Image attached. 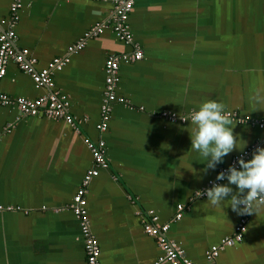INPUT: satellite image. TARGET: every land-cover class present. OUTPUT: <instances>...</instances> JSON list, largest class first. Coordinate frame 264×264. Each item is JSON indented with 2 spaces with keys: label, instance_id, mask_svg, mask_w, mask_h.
I'll return each instance as SVG.
<instances>
[{
  "label": "crops",
  "instance_id": "1",
  "mask_svg": "<svg viewBox=\"0 0 264 264\" xmlns=\"http://www.w3.org/2000/svg\"><path fill=\"white\" fill-rule=\"evenodd\" d=\"M12 1L0 0V32ZM113 8L114 0H22L14 44L28 49L40 71L95 24L108 22ZM128 22L144 57L121 63L116 94L124 101L114 103L103 132L97 125L106 58L133 50L110 23L70 54L52 86L38 87L16 62L8 64L2 92L65 95L75 122L0 104V264H88L71 207L94 164L86 137L106 142L109 163L87 192L102 264H158L163 251L144 229L151 213L170 223L168 238L196 264H264V208L247 215L243 241L209 262L208 248L232 235L244 215L227 200L212 206L207 196L196 197L264 135L253 122L264 120V0H135ZM208 100L239 114L231 120L240 149L205 171L204 158L191 148V119L173 122L163 112L190 114ZM178 204L185 210L174 220Z\"/></svg>",
  "mask_w": 264,
  "mask_h": 264
},
{
  "label": "built area",
  "instance_id": "2",
  "mask_svg": "<svg viewBox=\"0 0 264 264\" xmlns=\"http://www.w3.org/2000/svg\"><path fill=\"white\" fill-rule=\"evenodd\" d=\"M134 3L135 0H114V8L111 12L110 18L107 20L108 22H100L95 24V26L85 33V36L81 41L69 47L68 54L53 58L45 68L37 71L34 68L36 59L29 56L28 49H17L14 44V39L16 37L15 29L19 19V10L22 6V0H13L9 15L2 19V24L4 25L5 29L0 32V83L6 74L8 64L11 61H14L22 70L32 75L36 86H52L53 73L63 69V67L70 61V54L83 48L88 38L102 33L104 28L108 27L110 23L117 37L126 43L132 44L133 50L131 53L111 54L106 58L105 101L102 106L101 121L97 125L100 132L105 131L108 128V123L114 103L124 101V98L119 97L116 94V86L119 80V69L121 63L141 60L144 57V51L141 45L134 38L128 22L130 13L134 7ZM0 104H16L22 113L29 115H38L42 113L49 118L64 119L70 124H74L75 122L74 117L68 111L69 102L65 95L60 96L57 93L50 96L41 95L37 98L30 99L25 97L13 98L0 90ZM192 113L179 115L174 112L165 111L163 112V115L173 122L179 121L184 123L190 120ZM225 113L232 119L239 118V114L237 112ZM240 120L244 121L242 118H240ZM253 122L260 128L264 129L263 119ZM85 142L92 151L94 164L90 169H88L81 185L75 192L71 207L80 221L87 263L102 264L100 260L101 247L97 237L92 232L90 217L87 210V192L92 179L99 174L101 168H107L109 163L105 156L106 142L103 139H99L96 142L86 137ZM263 146L264 135L260 141L253 144L244 152L236 155L230 165H235L237 168H239L238 158L242 157L244 160H248L252 152ZM230 165L222 166L219 172L226 171ZM225 180L217 181L216 177L211 178L208 180L206 186L200 191L212 187L213 183L221 184ZM3 208V206H0V209ZM6 209L11 210L12 206H7ZM184 210V204H178L177 211L173 219H181ZM247 220V215H244L236 225L232 235L222 238L218 243L213 244L208 248L206 255L209 262L215 260V258L218 257L221 249L224 247L232 246L235 243L243 241L245 232L247 231ZM169 228L170 223L161 222L159 216L154 213H151L148 219L144 222L145 231L157 239L158 245L163 251V254L160 256L157 263L161 264L167 262L169 264H196L194 261L186 257L185 251L180 246H178L176 242L168 238L167 232L169 231Z\"/></svg>",
  "mask_w": 264,
  "mask_h": 264
},
{
  "label": "clouds",
  "instance_id": "3",
  "mask_svg": "<svg viewBox=\"0 0 264 264\" xmlns=\"http://www.w3.org/2000/svg\"><path fill=\"white\" fill-rule=\"evenodd\" d=\"M225 105L215 100L203 102L191 116L194 125L191 131V148L203 158L205 171L215 169L237 146L233 134V121L224 111ZM240 149V148H239ZM239 168L230 165L226 171L217 174L216 180H227V184L213 183L196 197L207 196L212 206L224 201L237 215H251L264 208V147L257 148L249 160L238 158ZM232 185L236 186L233 190Z\"/></svg>",
  "mask_w": 264,
  "mask_h": 264
}]
</instances>
